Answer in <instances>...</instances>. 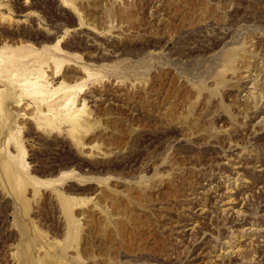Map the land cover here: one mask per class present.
Here are the masks:
<instances>
[{
    "label": "rangeland",
    "instance_id": "rangeland-1",
    "mask_svg": "<svg viewBox=\"0 0 264 264\" xmlns=\"http://www.w3.org/2000/svg\"><path fill=\"white\" fill-rule=\"evenodd\" d=\"M263 228L264 0H0V264H264Z\"/></svg>",
    "mask_w": 264,
    "mask_h": 264
},
{
    "label": "bare ground",
    "instance_id": "bare-ground-1",
    "mask_svg": "<svg viewBox=\"0 0 264 264\" xmlns=\"http://www.w3.org/2000/svg\"><path fill=\"white\" fill-rule=\"evenodd\" d=\"M22 80H23L22 83H20L19 85H20L21 88H23V90H24V92L26 94H28L30 96H33V97H37V96H40L41 97L42 96V94L44 93L45 90L43 89V84H41L39 82L38 78L29 79L28 77H25ZM68 89H71V88H68ZM74 98L75 97L71 93V91L65 89L64 93L62 95H60L54 101V103L56 104L57 107H60V108H64L65 109V111H66L65 115L66 116L70 117L73 121L75 120V121L78 122L79 120H78V118H76V113L80 109H73L74 106H72V105L75 104ZM41 101H42V99H41ZM48 111H50L52 114L56 115V113H55L54 110L49 109ZM229 190H231V188H229ZM227 191H228V189H227ZM227 191L224 190V192H226V193H227ZM193 227L194 226H191V227H189V229H191ZM248 230L251 231V232L253 231V233H255V232L260 233L261 232V229L259 227H256V226H250L248 228ZM229 247L230 246L227 245V242H224L223 245H222V247H220V250H218V253H217V255L215 257H219L220 255H227V253L230 252V251H227V248H229Z\"/></svg>",
    "mask_w": 264,
    "mask_h": 264
}]
</instances>
